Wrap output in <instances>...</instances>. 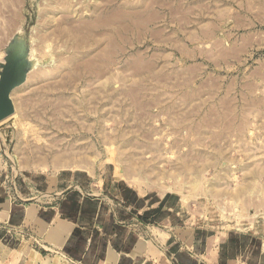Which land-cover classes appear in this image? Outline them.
Wrapping results in <instances>:
<instances>
[{
	"label": "rangeland",
	"instance_id": "rangeland-1",
	"mask_svg": "<svg viewBox=\"0 0 264 264\" xmlns=\"http://www.w3.org/2000/svg\"><path fill=\"white\" fill-rule=\"evenodd\" d=\"M17 40L0 200L21 176L114 174L177 192L191 224L264 237V0H0V65ZM33 256L74 264L0 220V264Z\"/></svg>",
	"mask_w": 264,
	"mask_h": 264
},
{
	"label": "crops",
	"instance_id": "crops-1",
	"mask_svg": "<svg viewBox=\"0 0 264 264\" xmlns=\"http://www.w3.org/2000/svg\"><path fill=\"white\" fill-rule=\"evenodd\" d=\"M105 176H21L0 220L74 264H264L263 236L191 224L177 192Z\"/></svg>",
	"mask_w": 264,
	"mask_h": 264
},
{
	"label": "water",
	"instance_id": "water-1",
	"mask_svg": "<svg viewBox=\"0 0 264 264\" xmlns=\"http://www.w3.org/2000/svg\"><path fill=\"white\" fill-rule=\"evenodd\" d=\"M27 48L20 41H14L8 48L4 63L0 65V123L14 113L11 92L25 80Z\"/></svg>",
	"mask_w": 264,
	"mask_h": 264
},
{
	"label": "bare ground",
	"instance_id": "bare-ground-1",
	"mask_svg": "<svg viewBox=\"0 0 264 264\" xmlns=\"http://www.w3.org/2000/svg\"><path fill=\"white\" fill-rule=\"evenodd\" d=\"M7 1V0H6ZM9 1V0H8ZM2 2H4V1H2ZM65 3V5H66V2H64ZM10 4V3H9ZM8 4V5H9ZM3 6V5H2ZM7 7V6H6ZM31 264H35V259H34V256H33V258H31Z\"/></svg>",
	"mask_w": 264,
	"mask_h": 264
}]
</instances>
